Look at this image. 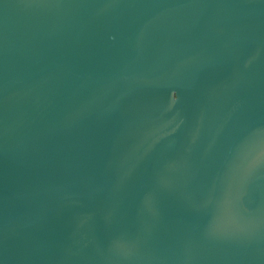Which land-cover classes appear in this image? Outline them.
<instances>
[{"label": "water", "instance_id": "95a60500", "mask_svg": "<svg viewBox=\"0 0 264 264\" xmlns=\"http://www.w3.org/2000/svg\"><path fill=\"white\" fill-rule=\"evenodd\" d=\"M261 122L264 0H0V264H264L203 216Z\"/></svg>", "mask_w": 264, "mask_h": 264}, {"label": "snow or ice", "instance_id": "6c2138e0", "mask_svg": "<svg viewBox=\"0 0 264 264\" xmlns=\"http://www.w3.org/2000/svg\"><path fill=\"white\" fill-rule=\"evenodd\" d=\"M260 179H264V122L260 123L256 131L251 126L241 128L232 139L222 175L218 180L217 196L203 211L205 223L208 219L222 222L229 218L234 223L243 221L246 225L244 231L250 236L257 231H264V217L258 221L251 215H244L246 197ZM108 244L113 252L134 246L127 234L110 236Z\"/></svg>", "mask_w": 264, "mask_h": 264}]
</instances>
